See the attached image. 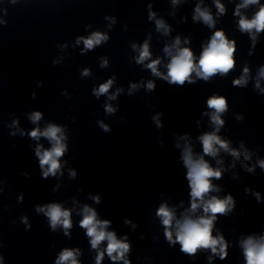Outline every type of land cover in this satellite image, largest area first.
I'll return each instance as SVG.
<instances>
[{"label": "clouds", "instance_id": "obj_1", "mask_svg": "<svg viewBox=\"0 0 264 264\" xmlns=\"http://www.w3.org/2000/svg\"><path fill=\"white\" fill-rule=\"evenodd\" d=\"M259 0H244L243 5H238L239 7H245L249 4H257ZM217 8L220 12L224 11L223 5L219 3V0H216ZM196 12L199 14V17L208 24L210 27L213 26L212 16L208 11H201L200 7L197 6ZM237 14L239 12L237 11ZM151 18V17H150ZM196 19V17H193ZM241 31H250L253 28L257 32L264 30V5H261L259 11L255 14L251 21L247 20L244 17H241L239 21ZM157 27H163L161 21H157ZM83 39V38H80ZM107 39L105 36L100 33H94L90 38L84 39L85 47L92 49L94 44H100L102 40ZM79 42V40L77 41ZM176 45L180 43L179 39H176ZM166 52H169V49L165 48ZM235 51L234 43L229 42L223 33V31H216L208 45L202 51L198 63L193 62V53L188 48H180L177 50V53L171 57V61L168 64V75L164 77L169 84H179L183 85L185 80H188L189 83L193 81L190 80V76L193 72L197 76L204 78L205 80L217 72L227 73L233 66L234 60L232 55ZM149 57L148 44L145 42L142 48L141 55L139 57L138 63L143 62L146 58ZM159 61H153L148 64V67L152 69V72L156 75H160L157 72V64ZM248 71L247 68L244 70ZM86 74V73H85ZM261 75L264 76V69L261 70ZM234 84L243 83V78L241 80H236ZM112 81L109 80L107 83L102 84L96 95L106 93L111 86ZM259 86V85H257ZM135 87V85H133ZM149 89L154 88V84L149 82ZM208 107L215 109V114L212 115V121L220 126L223 125L224 121L220 119L219 113L225 111L226 101L224 98H210L208 100ZM107 111L111 112L113 109L111 107L107 108ZM41 118L39 112H35L32 115V120L37 121ZM15 123V122H14ZM159 124V122H158ZM106 132H111L107 126H103ZM61 129L54 125H49L48 128L40 132L39 129L33 130L30 133V136L34 139H39L40 136H44L53 141V146L50 150L41 151V147L37 146L36 156L39 158V168L43 169L45 165L48 166L47 171L43 172L42 179H47L49 173L55 176L56 171L60 168V163L58 158L61 157L65 150V145L61 143V137L58 136V133ZM219 131V128H217ZM200 140L203 144V152L206 155L215 157L219 152V149H224L225 151H230L231 155L238 157L239 153L235 150H230L227 142L222 141L215 132L205 133L200 137ZM219 147H216V146ZM163 147V145H160ZM248 158L247 156L245 157ZM183 164L187 167L188 171L186 174V179L189 182L191 189L190 196L192 198L191 202V211L199 207H203L205 215L197 219H192L190 217H184L182 221H176V232L175 241L172 240V227L173 213L165 205H161L158 210L157 215L162 217V224L165 226V236L172 243L178 242L181 245V251L194 254L198 248H211L213 253L217 252V244H220L221 247L219 251L222 253L220 256L221 260H224L227 256V253L224 251L226 245L223 243V238H213L212 227L213 221L216 219V214H223L227 210V205L233 203V196L228 195L223 200L212 196L210 199L206 200L204 197L211 191H218L214 185L211 183L210 178L215 177L216 179L221 178V171L219 169H212L209 164L204 160L203 156L199 158H194L191 148H185V151L182 156ZM219 163V161H218ZM260 167L264 168V160L259 161ZM252 171V169H249ZM75 172H73V176ZM257 199L259 202V193H257ZM97 202H99V197H96ZM38 211H44L43 208H37ZM84 218L80 221V226L87 229V236L91 237V246L92 248H97L101 241L107 240V247L105 251L108 256L113 260H124V264H130L129 260L124 259V254L129 250V244L122 242L116 239L114 232H106L105 227L110 223L108 220L99 221L96 219V212L88 207L84 208ZM51 222V226L55 229L57 224H62L65 229L71 227V221L69 219L70 213L68 210H62L61 207L57 204H51L47 206V211L45 213ZM130 223V221H125ZM67 235V233H65ZM126 239V238H125ZM244 256L246 258V264H264V238L260 241H256L253 238L249 237L246 241L243 242ZM116 253V255H113ZM104 252H99L96 257V264H101L103 260ZM2 259V257H0ZM211 259V257H209ZM70 261V264H77V261L74 256L73 251L64 250L60 255L59 259L56 261V264H64V262Z\"/></svg>", "mask_w": 264, "mask_h": 264}]
</instances>
